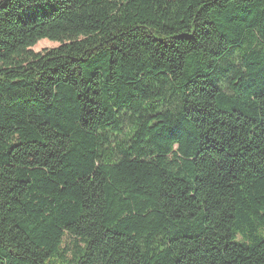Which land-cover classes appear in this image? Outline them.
Segmentation results:
<instances>
[{
  "label": "trees",
  "instance_id": "obj_1",
  "mask_svg": "<svg viewBox=\"0 0 264 264\" xmlns=\"http://www.w3.org/2000/svg\"><path fill=\"white\" fill-rule=\"evenodd\" d=\"M0 264H264V0H0Z\"/></svg>",
  "mask_w": 264,
  "mask_h": 264
},
{
  "label": "rangeland",
  "instance_id": "obj_2",
  "mask_svg": "<svg viewBox=\"0 0 264 264\" xmlns=\"http://www.w3.org/2000/svg\"><path fill=\"white\" fill-rule=\"evenodd\" d=\"M58 46V43L50 42L48 40L39 41L31 50L35 53L43 52Z\"/></svg>",
  "mask_w": 264,
  "mask_h": 264
}]
</instances>
